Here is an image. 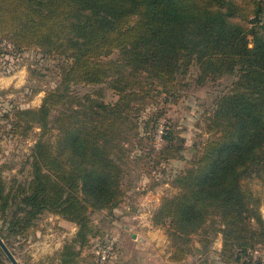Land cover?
<instances>
[{
    "label": "trees",
    "instance_id": "obj_1",
    "mask_svg": "<svg viewBox=\"0 0 264 264\" xmlns=\"http://www.w3.org/2000/svg\"><path fill=\"white\" fill-rule=\"evenodd\" d=\"M0 43L58 61L56 88L40 108L16 111L10 130H39L27 176L0 178V237L14 257L17 239L50 213L76 225L60 264H78L104 235L93 212L112 214L124 200L128 142L154 138L163 113L144 115L147 106L174 97L195 67L200 85L234 81L216 99L211 138L176 175L178 192L162 199L152 224L167 228L169 264L209 254L218 235L222 264L257 263L264 218L249 184L264 187L263 0H0ZM78 86L95 90L79 95ZM101 86L114 104L98 99ZM162 139L163 154L183 158L184 138L167 128ZM0 264H11L1 247Z\"/></svg>",
    "mask_w": 264,
    "mask_h": 264
},
{
    "label": "rangeland",
    "instance_id": "obj_2",
    "mask_svg": "<svg viewBox=\"0 0 264 264\" xmlns=\"http://www.w3.org/2000/svg\"><path fill=\"white\" fill-rule=\"evenodd\" d=\"M264 1V0H263ZM58 61L43 57L37 50L16 52L6 43H0V178L11 182L22 181L27 176V159L39 130L30 129L26 136L10 132L14 113L18 110H35L41 107L46 91L58 84ZM30 69H37L32 76ZM197 70L193 67L180 79V89L167 101L151 102L145 114L162 111L153 139L128 142L130 158L127 162L128 176L124 178L123 202L109 214L107 211L93 212L91 219L95 227L104 233L94 238L81 252L78 264H102V251L110 248L113 260L106 264H169L171 238L167 228H155L152 224L154 212L162 199L178 192L173 185L176 175L189 167L211 134L208 125L215 109L216 99L226 92L234 77H221L197 83ZM182 85V87H181ZM105 104H114L118 97L101 86ZM79 95L92 93V87L74 88ZM9 115V119L5 116ZM172 128L185 139L183 158L163 154L167 145L162 136ZM140 137L145 136L140 128ZM253 193L261 199L260 212L264 218V187L257 180L249 184ZM77 227L60 216L42 215L25 237H19L14 245V255L19 264H60L61 253L67 243L75 237ZM133 235L135 238H133ZM137 241V242H136ZM194 237V244H198ZM221 236L214 239L207 255L189 257L184 264H219L217 257L222 246ZM255 254L253 261L264 264V250Z\"/></svg>",
    "mask_w": 264,
    "mask_h": 264
},
{
    "label": "water",
    "instance_id": "obj_3",
    "mask_svg": "<svg viewBox=\"0 0 264 264\" xmlns=\"http://www.w3.org/2000/svg\"><path fill=\"white\" fill-rule=\"evenodd\" d=\"M0 247L3 250V252L5 253L6 257L9 259V261L11 262V264H19V262L17 261V259L13 256V254L11 253V251L9 250V248L5 245L4 241L1 239L0 237Z\"/></svg>",
    "mask_w": 264,
    "mask_h": 264
},
{
    "label": "built area",
    "instance_id": "obj_4",
    "mask_svg": "<svg viewBox=\"0 0 264 264\" xmlns=\"http://www.w3.org/2000/svg\"><path fill=\"white\" fill-rule=\"evenodd\" d=\"M110 252H111L110 248L106 249L105 251H102L101 256H100V261H101L102 264H106L107 263V260H108ZM255 254H258V255L261 256V254L259 252H255Z\"/></svg>",
    "mask_w": 264,
    "mask_h": 264
},
{
    "label": "crops",
    "instance_id": "obj_5",
    "mask_svg": "<svg viewBox=\"0 0 264 264\" xmlns=\"http://www.w3.org/2000/svg\"><path fill=\"white\" fill-rule=\"evenodd\" d=\"M133 238H135V236L133 235ZM137 242V241H136ZM219 250V253H220V251H221V247L218 249ZM219 259H218V257H217V262L219 263V264H222L220 261H218Z\"/></svg>",
    "mask_w": 264,
    "mask_h": 264
}]
</instances>
